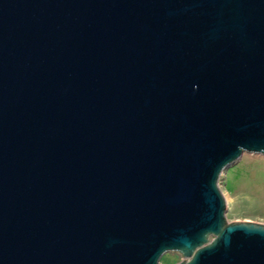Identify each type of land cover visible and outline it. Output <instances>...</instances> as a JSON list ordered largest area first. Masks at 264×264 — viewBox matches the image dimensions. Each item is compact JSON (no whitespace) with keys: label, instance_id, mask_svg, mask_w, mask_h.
I'll return each mask as SVG.
<instances>
[{"label":"water","instance_id":"1","mask_svg":"<svg viewBox=\"0 0 264 264\" xmlns=\"http://www.w3.org/2000/svg\"><path fill=\"white\" fill-rule=\"evenodd\" d=\"M264 156V0H0V264H264L222 170Z\"/></svg>","mask_w":264,"mask_h":264},{"label":"rangeland","instance_id":"2","mask_svg":"<svg viewBox=\"0 0 264 264\" xmlns=\"http://www.w3.org/2000/svg\"><path fill=\"white\" fill-rule=\"evenodd\" d=\"M218 187L225 200L228 221L248 220L264 223V156L243 152L227 165L219 175ZM180 260L176 253L166 252L160 264Z\"/></svg>","mask_w":264,"mask_h":264}]
</instances>
